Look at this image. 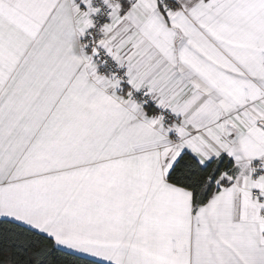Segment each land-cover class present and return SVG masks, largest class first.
<instances>
[{
  "label": "snow or ice",
  "instance_id": "obj_1",
  "mask_svg": "<svg viewBox=\"0 0 264 264\" xmlns=\"http://www.w3.org/2000/svg\"><path fill=\"white\" fill-rule=\"evenodd\" d=\"M0 264H264V0H0Z\"/></svg>",
  "mask_w": 264,
  "mask_h": 264
}]
</instances>
